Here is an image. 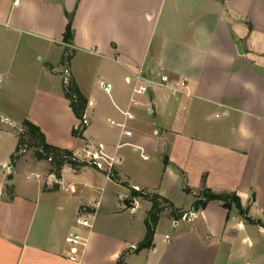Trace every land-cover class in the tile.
<instances>
[{"label": "crops", "instance_id": "crops-1", "mask_svg": "<svg viewBox=\"0 0 264 264\" xmlns=\"http://www.w3.org/2000/svg\"><path fill=\"white\" fill-rule=\"evenodd\" d=\"M15 1L0 0V264H264V0ZM69 23L82 136L58 72ZM140 69L188 84L137 94ZM25 120L62 149L104 141L122 163L110 178L83 163L58 175L30 152L13 160ZM205 190L236 194L249 220L232 200L196 209ZM143 194L171 204L138 249L153 205ZM70 233L86 239L79 262Z\"/></svg>", "mask_w": 264, "mask_h": 264}, {"label": "trees", "instance_id": "trees-1", "mask_svg": "<svg viewBox=\"0 0 264 264\" xmlns=\"http://www.w3.org/2000/svg\"><path fill=\"white\" fill-rule=\"evenodd\" d=\"M72 36H73L72 25L71 23H69L64 35V42L69 44L70 40L72 39ZM73 55H74V49L65 46V51L62 59L63 65H67V64L69 65ZM63 88H64L65 96L71 101L72 107L76 115L80 119L88 107L89 102L87 98L81 92L76 80L72 75H70L68 82L63 83ZM23 125L25 130L21 132L19 135L18 145L16 147V151L14 155L12 156L13 160L19 158L22 154H24L27 150L25 152H20V150L24 148L27 143H30L36 148L34 155L38 159L48 160L52 164L53 170L58 175L62 166L65 163H70L75 166L81 164V162L75 161L71 158L72 151L68 149H62L49 144L45 139L44 133L37 125L31 123L28 120H25L23 122ZM74 134L76 136H79L78 132L75 129H74ZM143 196L149 197L153 205L145 219L146 228H147L146 236L144 240L138 245V249L149 248L152 246L156 226L159 221L160 214L164 210V206L162 205V203H167L169 205L171 204L170 201L161 198L159 195L150 196L143 194ZM211 200H223L226 206L230 205L229 200L234 201L239 207L243 216L247 220H249V218L246 215V212L242 208L240 198L236 194H230V193L216 194L209 190H205L203 197L195 202L194 207L198 209L200 206L206 205ZM118 264H124L123 258L120 259Z\"/></svg>", "mask_w": 264, "mask_h": 264}, {"label": "built area", "instance_id": "built-area-1", "mask_svg": "<svg viewBox=\"0 0 264 264\" xmlns=\"http://www.w3.org/2000/svg\"><path fill=\"white\" fill-rule=\"evenodd\" d=\"M18 0L15 1L17 3ZM65 46L71 48V45L68 43H65ZM72 49V48H71ZM68 64L64 65L63 77L64 82H68L70 71L68 68ZM68 73V74H67ZM159 79H156L152 76H148L142 69L136 71L134 73V79L136 81V86L134 88V92L137 94H144L147 93L152 87L154 86H162V87H168L170 86L174 91H181L183 88H185L188 84V78L182 77L176 81H171L169 75L167 74H160L158 75ZM0 82H2V75L0 74ZM100 85L102 89L107 92L111 93L112 91V84L102 80L100 82ZM125 115H127L129 118H133V114L129 112H125ZM112 123H115V121H112ZM90 124V119L87 116V113L83 114V116L79 119V124L76 126L75 130L78 132L79 136H82V133L86 129V127ZM122 127H124L123 133L126 136H132L133 131L128 129L126 127V124H121ZM125 143L117 145V147H121ZM26 148H22L20 152H25ZM141 155L144 158H148V155L145 153V151L141 148ZM71 158L75 161L85 163L87 165H91L98 170H101L104 172L108 177H114L115 173L119 167V165L122 163V157L116 152H110L108 150V146L104 141L100 140H92L88 139L85 140V142L76 150H72ZM51 160V157H50ZM7 170L10 171V168L8 165H3ZM133 188L137 191H142V189L134 185ZM183 217H186L184 215ZM93 215L90 213H87L86 211H82L77 216V223L80 226H87L91 227L93 223ZM66 242H68L71 245V255L70 259L72 261H80L77 254L79 246H84L86 244V239L81 236L79 233H70L66 238Z\"/></svg>", "mask_w": 264, "mask_h": 264}, {"label": "rangeland", "instance_id": "rangeland-1", "mask_svg": "<svg viewBox=\"0 0 264 264\" xmlns=\"http://www.w3.org/2000/svg\"><path fill=\"white\" fill-rule=\"evenodd\" d=\"M68 74V73H67ZM68 76H70L69 74H68ZM1 119V118H0ZM2 127H3V125H2V123L0 122V130L2 129ZM25 148H26V152L25 153H28V152H30V153H32L33 155L35 154V151H36V148L32 145V144H30V143H27L26 145H25ZM135 190V189H134ZM135 191H137V190H135ZM167 227V226H166ZM162 230L163 231H161V232H167L169 235L172 233L168 228H166V229H163L162 228Z\"/></svg>", "mask_w": 264, "mask_h": 264}, {"label": "water", "instance_id": "water-1", "mask_svg": "<svg viewBox=\"0 0 264 264\" xmlns=\"http://www.w3.org/2000/svg\"><path fill=\"white\" fill-rule=\"evenodd\" d=\"M238 45V47H239V49H240V44L238 43L237 44ZM59 72V74L62 76L63 75V72L62 71H58Z\"/></svg>", "mask_w": 264, "mask_h": 264}]
</instances>
